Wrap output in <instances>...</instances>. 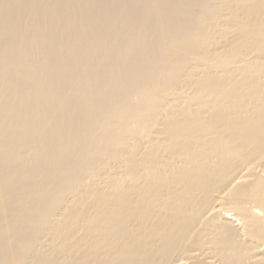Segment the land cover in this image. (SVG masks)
<instances>
[{"label":"bare ground","instance_id":"obj_1","mask_svg":"<svg viewBox=\"0 0 264 264\" xmlns=\"http://www.w3.org/2000/svg\"><path fill=\"white\" fill-rule=\"evenodd\" d=\"M0 264H264V0H0Z\"/></svg>","mask_w":264,"mask_h":264}]
</instances>
